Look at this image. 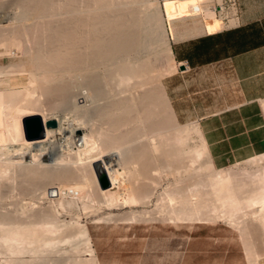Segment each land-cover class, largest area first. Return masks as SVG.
Instances as JSON below:
<instances>
[{"label":"rangeland","instance_id":"374dc122","mask_svg":"<svg viewBox=\"0 0 264 264\" xmlns=\"http://www.w3.org/2000/svg\"><path fill=\"white\" fill-rule=\"evenodd\" d=\"M33 1L34 0H0V27L2 26L5 28H11L15 26L14 24L18 16L17 13H19L20 4ZM44 1L49 2L51 5L54 4V6H52L53 10L50 8L53 12L49 11L50 14L48 12L49 15L47 14V18H35V22L34 20L28 18V20L25 19L19 23L16 22V24H32V28L29 31V38L31 37V33H34V35L35 33L36 35L38 33L39 35V32H41L42 30L44 32V29L47 26L55 27L56 25L59 27L61 25L60 28H69L71 29V31L76 28L78 34H76L75 31L73 36L76 34L78 37L76 35L74 37H77V39H79L81 37L80 35L82 31L80 28L81 26L78 23L80 19L87 16L90 17L91 15V18H95V15L99 17L100 14L104 16L105 14H107V16L109 15L108 18H112L124 13L128 15L130 11H134L139 8V10L144 9L141 11L145 14H151V16H154L156 19L161 21L159 22L163 29V35H166V39L163 40L164 42L169 44L170 52L172 45L171 43L174 41H177L179 39L192 38L203 33H212L234 26L237 24L241 17L247 18L254 15L264 14V0H136V2L135 0ZM105 2L107 3V8L97 9L100 4H103ZM122 2L124 3L122 4ZM57 8L59 10V14L57 12ZM80 10L85 13L84 15H87L83 17V14L80 13ZM89 11H91L92 13L90 14ZM54 12L57 13V15ZM129 15H131V13ZM50 17H53V19L51 18V20ZM75 17L76 23L74 22ZM70 21L72 22V24L73 22L75 24L71 25ZM46 22L47 25L45 24ZM49 22L51 23V25H49ZM42 27H44V29ZM34 29H36V31ZM37 30L40 31L37 32ZM31 35L32 37L30 38V40H27L29 38H26L28 42L36 44L38 41H41L40 36H42V32L39 36L37 35L38 37H40L39 40L37 39L38 41H35L37 36L33 37V34ZM34 38L35 40H33ZM10 42L11 41L9 40V43ZM41 42L42 43H38L44 44V40ZM7 43H5V45ZM67 44L70 45L69 43ZM162 44L163 42L157 45L158 49ZM163 45L160 48H165V45ZM10 46L11 47L6 46L7 49L11 48L10 51H12L13 53L17 52L15 50V46L13 47L11 43ZM4 47L5 46H3V49ZM3 49L2 47L0 48V53L7 52H3ZM162 50L165 51L166 48ZM162 50L159 49L158 52H160V54L164 57L166 64L161 58H158L159 60L157 59L155 62L153 58H151L152 55H150L151 57L148 55V58H146L149 62L140 61L141 63L143 62L141 65V63L138 62L139 60H130L128 61V67L130 72L134 69L133 74H137L135 72H137V70H140L141 68L147 69L146 67H150V69L151 67L152 69L154 68L151 74L155 75V77L158 73H160L158 75H161V77L155 80L157 81L160 79L161 81V86L163 87L162 90H164V94L170 105L169 112L174 119L173 126H171L170 124V128L167 127L168 130L161 128V131L163 130L162 132L156 131L153 134L154 130L147 127L146 125L143 126L142 124H127L126 126H120V129L116 128L120 131H116L115 129L112 130V127H110L105 122L103 123V119L99 117L96 118L94 116L91 118L93 114L89 109L87 110L89 112L85 110H83V112L81 110H79L80 112L78 110L74 112L75 110H72L69 107L65 106V108L63 105L61 106L58 98L54 96V98L56 97V99H54L52 94H49L50 97L45 93L44 95H38L40 96L39 101L42 102V97H45L44 103L46 102L45 100H47V95L50 102L46 103H50L49 105H51L49 107L48 104L44 105V103L41 102V107L44 106L45 108L44 109L42 107L44 113L43 116L45 117L42 119V123L45 125L50 124L52 126L53 124H56L54 122L59 120L58 122L59 124H61H56V128L50 130L48 138L45 140L48 146V159H44L42 161L45 163L47 160L43 167L50 170L56 168L58 169V167L60 166L58 169V171H60L64 168L65 164L67 165L65 169L72 171V175L74 178L70 176L71 178L63 179L62 177L59 178L54 175L51 180L47 181L48 177L46 176V181L44 183L40 184L39 182H37L39 183V185H41V187H39L38 185L35 186L34 184L36 181L34 182L33 178L29 179L30 175H28L26 172H22L23 168H25V165L27 167L28 164L35 161V158L33 156L34 154L27 150L20 152L19 147H22V140L20 139V141L17 140L16 145L12 147V145H10L11 141L8 142L7 140L8 137L6 135V129L3 130L0 128V235H2L0 237H13L14 244V249H8L5 244L0 241L2 243L0 244V264H4V261L17 259L24 260V263L22 264H70L73 262H70L71 258L72 260L73 258H78V255L73 252L75 250V245H73L72 243L70 245L62 244L60 246V250L64 252H55V250L53 251L50 248L46 247L45 237H48L50 235L53 238L57 239L58 237V239H62L61 237H68V234H71L70 237H74L73 233L77 232L80 229L86 231L91 245L95 250V256L97 257V260L100 264H131L132 261H135V258H125L127 254H129L130 256H147L146 264H225L222 262L223 258L221 257L225 251L222 248L214 246L216 243L225 242L226 240L230 242H232L233 240L235 241V238H239L241 242V250L237 243H235L236 252H229L227 264H251L248 260V254L246 253L248 243L255 244V250L260 251V253L264 252V205H257L256 207L253 206L254 208L252 207V210L254 209V211L252 212L256 211L253 216H250L251 213L249 211H245L247 210V208H243V210L240 209L241 211L239 210L236 205L237 202L234 201V197L236 195L231 197V202H233L234 204L233 206L230 205L227 208V206L220 205L221 209L226 208L227 211L232 212V214H234V211L238 213L241 212L240 214L244 212L249 213L243 219L245 223L249 225V228L250 226L253 227L250 228V234H248V236H250L251 238L243 237L240 233V230H238L237 227L233 225V223H226L222 219L210 221L211 223L202 222L208 224H172L171 222L165 220L166 217L162 216L163 214H160L156 210H154V203L158 199V196L160 198V194L161 199H163L162 197H164V199L167 201L171 200V204L173 206L174 201L171 198H174L173 196H175L176 193L175 192L173 193L174 195H172L171 193L174 192L173 190H176L177 192L178 190H182L184 192L186 191L185 189H187L189 191L191 188L189 186H192L194 182L196 184V187L200 185H197V183H201L203 185L201 193L203 192L204 197L206 196L205 193L212 192V194L216 198H219L216 200H220V202L216 203L220 204L222 202V205L223 203L227 204L223 201L230 199V196H232L233 194L230 192H234V189L228 186L226 188H223L228 192L224 191L222 188H220L222 191L216 190V188L218 189L220 187L219 185L222 183L223 175H230L234 178L235 181L238 182L244 180V176L246 175H244V172L247 173L251 170L253 171L256 169L264 168V159H261V161L255 165H251L249 163L250 161L248 160L254 156L239 163H229L223 168L213 166L210 155L201 135L198 117L202 114L203 111L207 110L204 108H207L208 106L224 107L227 104L234 102L236 99L232 97V84L231 82H228V77L225 73V69L222 67H207L200 70L196 74H194L193 72H179L177 69L178 64L174 62L172 52L168 53V50L162 52ZM18 51H20V49H18ZM133 66L137 70L133 68ZM109 67H107V65L105 66L104 64L100 65V67H97L96 69V73L98 72L96 75L99 74L98 76L100 78H98L101 80V84H107L109 82L111 83L112 81L113 75L111 76ZM27 68H25V70ZM141 70L143 71L144 69ZM27 72L28 71H26L25 74L11 77L0 76V89L10 87H25L31 81L29 75H27ZM77 73H75V77H73V75L71 74H66L63 76H67L68 78L66 77V79H72V81H70L71 84L73 82L75 83L73 84L74 90L72 91V93H75V95H77L78 97L75 96L74 98L76 99L74 100H76L77 103L79 102L78 104L80 105L84 103H87V105H91V102L88 101V98L84 99V96H87V94L89 95V89L85 85L80 86L81 79L79 77L81 76H78ZM161 73L164 74L165 77ZM130 80L128 81V85L130 83V85H132V82H134L135 78H131ZM154 81L153 83L156 82ZM159 83L160 82H158V85H160ZM131 87L132 86H130V88ZM130 88L128 87V90ZM86 99L87 102H85ZM99 103L103 105L104 102L99 101ZM259 103L264 124V99L260 100ZM86 112L88 114L90 113V117L86 115ZM79 113L86 117L84 125H87V133H89L88 131H90L93 140H95L96 142L92 141L94 143L92 146V150L87 154L89 156H85L86 158L83 157L77 162L76 159H79V157L75 154L72 148L64 144L65 136L59 130H61L60 127H67L68 125L73 124V122L76 124V122L74 121V118L76 116L75 114L78 115ZM111 114L118 115L120 113L119 111H112ZM87 117L89 119V123ZM135 127H137L139 131ZM149 129H151L152 132H150L151 130L149 131ZM133 130L135 132H139L137 133L138 136ZM132 131L134 132V135L132 134ZM2 134L6 136V140L3 138L4 136ZM105 134H107L108 136ZM112 135L115 136L112 137L113 139L116 138V136H123L124 139L122 141L117 140L115 142H110L108 140L112 139H110ZM150 140L152 141V143L150 142ZM104 141L106 143H103ZM103 146L106 147L104 148ZM93 149L96 150L93 151ZM98 149L100 153L99 151H97ZM7 150L9 153L7 152ZM173 150H176V152ZM155 152L157 153L155 154ZM169 152L173 156H171ZM149 154L151 155V157ZM169 154L170 156H168ZM3 155L5 156V158ZM75 155L77 158L75 157ZM258 155L259 158H264V152ZM19 156L22 159H20ZM13 157L16 158L14 159ZM153 157L154 159H152ZM72 158L73 160H70ZM114 158L116 159V161H114ZM63 159L66 162L63 161ZM19 163L20 166L22 164V166L24 167H19ZM61 163L62 167L60 165ZM48 166L50 167V169L48 168ZM105 166L106 168H104ZM25 176L29 177L23 179ZM102 176L107 179L109 183L108 188H99L97 178H100ZM214 176L216 177L215 179ZM209 179L214 180V182L216 179H218L221 183L216 180V182L219 183L217 184L215 182V184H213L214 182L212 180L210 181ZM195 180H198L199 182H196ZM207 180H209L208 182L213 183L208 184ZM19 181L21 184L19 183ZM212 184L213 186L218 185V187L214 186V188L212 187ZM210 185L212 188L210 187ZM228 185L232 186V184L230 183H228ZM23 186H25L26 190H23L21 188ZM192 187L196 190L201 188V186H198V188H196L194 185ZM231 188L233 191H231ZM123 189H125L126 192L125 190L123 191ZM145 189L147 190V192H154L150 202L147 203V201L144 202L133 200L136 195L141 194V192L143 190L145 191ZM188 191L186 192L188 193ZM169 193L172 196H170ZM177 194L180 197V194ZM137 210L145 212L146 217L138 221L104 220V218H106L110 214L122 215L129 213L130 211ZM8 218L14 219L16 222L14 220L13 222ZM47 218L50 219L48 220ZM193 226H195L193 229L194 232L190 237H178L181 246L178 248L179 254L178 256H176L174 254L170 232L174 234L181 233L183 235L186 233L189 234ZM256 227H258L257 229H259V232L253 231V233L251 229H256ZM209 228H213L215 231H211ZM223 229H225V233L227 235L226 237L224 236L222 237V239H220L219 237L221 236H217L216 231H223ZM198 238L209 240L212 243V247H210L209 250H206V252H195L187 250L186 246L188 241L190 239L194 240ZM230 238H232V240ZM223 239L224 241H222ZM250 240L251 242H249ZM245 242H247V244ZM2 245H4L5 247ZM97 245H100V247L103 249L99 251V253L96 252ZM82 246L83 244L81 245V247ZM101 253H105L107 254V256L109 254L118 256V259H110V257L108 256V258L106 259H110L109 263H105L103 262L104 260L100 258L99 254ZM201 253H207V257L202 258ZM257 262L258 260L252 264H258Z\"/></svg>","mask_w":264,"mask_h":264},{"label":"bare ground","instance_id":"6f19581e","mask_svg":"<svg viewBox=\"0 0 264 264\" xmlns=\"http://www.w3.org/2000/svg\"><path fill=\"white\" fill-rule=\"evenodd\" d=\"M135 2H136V0H135ZM123 3L124 2H122V4ZM52 6H54V4L51 5L49 2H46L44 0L43 1L42 0H39V1L34 0L33 2L21 3L19 6V13H17L18 16H17L16 20H18V21L15 20V24H14L15 26H13L11 28H5L2 26L0 27V43H1L0 48L2 47V49H3V46L11 47L10 46V43H11V45H13V47L15 46V48H16L15 50L17 51L15 53H13L12 51H10L11 48H8L9 49L8 50L6 47V49H7L6 50L4 47V49L2 51L3 52L7 51V52L6 53H0L1 54L0 55V76H3V77L17 76V75L25 74V72L28 71L27 75H29V77L31 79L30 82L28 81L29 83L26 82V83H28V85H26L25 87H22V88L10 87V88L0 89V128L3 130L6 129V131H7L6 135L8 137L7 140H8V142L11 141L10 145H12V147H14L16 145L17 140L20 139V140H22L21 141L22 147L21 146H20L21 148L19 147L20 152L27 150V151H30L31 153L34 154L33 156L35 158V161L30 163V164L27 163L28 164L27 167L24 163L25 168H23V171L21 170L22 168L20 170L23 173L26 172L31 177L30 178L29 176H25L23 179H25L26 177L27 178L29 177V179L33 178L34 179L33 181L34 182L36 181L34 185L35 186L38 185L39 187H41V185H39V183L42 184L46 181V176L48 177L47 181L51 180V178L54 175H56V177H59V178L62 177L63 179L64 178H67V179L71 178L70 176L73 177V175H72L73 172L68 170V169H65L67 167V165H65V164H64V168L61 169L60 171H58V169L60 167L59 165H58L59 166L58 169L57 168L56 169H50V167L48 166V168L50 169V170H48V169H45V167H43V165L47 162V160L45 163L42 161L44 159H48V146H47L45 140L48 138L50 130L56 128L55 125L59 124V122H58L59 120L58 121L55 120L56 122H54V123H56V124L52 123L53 124L52 126L50 124L45 125L42 123V119L45 118L43 116L44 113L42 110V107L44 108V106L41 107L42 101H39V97H40V96H38L39 94H43V95H44V93L47 95L52 94L53 98H54V96H56L58 98L59 102L61 103V106L63 105L64 107L65 106L69 107L70 109L75 110L74 112H76L77 110L78 111L81 110L83 112V110L87 111L89 109V110H91V113L93 114V115L91 114L92 115L91 118L94 116L96 118L99 117V118L103 119V123L105 122L110 127H112V130L115 129L116 131L119 130L120 129L119 127L123 126V125L126 126L127 124L128 125L129 124H132V125L133 124H142L143 126L146 125L147 127L154 130L153 131V134H154L156 131L162 132L163 130L161 131V128L167 129V127H169L170 124H171V126H173V121H174L173 117L171 116V114L169 112V108H170L169 106L170 105H169L167 98L164 94L165 93L164 90H162L163 87L161 86V81H160V79L157 80L158 82H160L159 83L160 85H158V82L155 80V79H158L159 77H161V75H158L160 73L157 74V76H156L157 78H156L155 75L151 74L153 72L154 68L153 69H152V67H151V69H150V67H146L147 69L141 68V69H144L142 71L141 69L137 70L133 66V68H135L137 70V72H135L137 74H133L134 69H133V71H131L132 72L131 73L129 70V67H128L129 66L128 61H130V60H135V61L139 60L138 62H140V61L149 62L147 60L148 55L149 56L152 55V57L151 56L150 57L153 58V60L155 62L158 58H161L164 61V63L166 62L164 57L160 54V52H158L159 49L162 50L165 48H166V50H168V53L170 52L169 44L164 42V40H163V39H166V37H165L166 35H163L164 33H163L162 26L160 24V22H161L160 20L156 19L154 16H151V14L150 15L145 14L144 12L141 11L144 9H141V8H140L141 10H139V8L138 9L135 8L137 10L130 11L131 15H129L130 13L129 14L127 13L128 15H126L124 13L125 15L122 14L119 16H114L112 18H108L109 15L107 16V14H105V16H107V17H105L104 15H101V14L99 15V17H97L95 15V18H91L92 15L90 17H88V16L84 17L87 14L84 15L85 13H83L80 10L81 11L80 13L83 14L84 18L81 17L82 19H80L78 21V23L81 26L80 28L82 30L81 35L79 34L81 36L79 39H77L78 36L76 34H78V32L76 31L75 27H74L75 29L72 28L73 30L71 31V29H69V28L68 29H64L65 27L60 28L61 25L59 27L55 25V27H57V28L47 26L48 28L46 27L47 29L46 28L44 29L45 26L42 27L44 29V32H43V30L41 31L42 36H43V38H42V36H40L41 39H40V37H38L41 34V32H39L40 30L39 31L37 30V32L40 33L39 35L37 33L38 36L36 35V33H35V35H34V33H31V34H33V37H36V36L38 37V38L36 37V40H35V38L33 40H35V41H38L39 39L41 41L44 40V44H40V43H42L41 41H38L40 43L37 42L36 44H32L31 42H28L27 40H30V38L32 37L31 34H30L31 37L30 38L28 37L29 31L32 28L31 27L32 24L30 25L28 23H25V24L24 23L18 24V23L21 22L22 20H25V19L28 20V18L34 20L35 18L46 17L49 11L53 12ZM17 7H18V5H17ZM57 7H58V5H57ZM98 8L99 9L107 8V3L105 2L103 4H100V6L97 7V9ZM58 11L59 10L57 8V12ZM89 12H90V14L92 13L91 11H89ZM89 12H88V15H89ZM108 12H109V10H108ZM71 13H72V11H71ZM49 14H50V12H49ZM55 14L57 15V13H55ZM58 14H59V12H58ZM115 14H117V13H115ZM51 18L53 19V17H50V19ZM56 18H57V16H56ZM75 20H76V17L74 19V22H75ZM16 22H18V23L16 24ZM34 22H35V20H34ZM47 22L45 23L46 25H47ZM74 22L72 24V22L70 21V24L74 25L76 23V22L75 23ZM26 24H28V25H26ZM49 25H51V23ZM41 26H42V24H41ZM63 26H64V24H63ZM38 27H39V25H38ZM34 30L36 31V29H34ZM32 32H34V31H32ZM74 32L76 33L75 34L77 36L76 38L74 37L75 35L73 36ZM26 38H29V39L26 40ZM22 39H23V41H22ZM9 40L11 41L10 43H9ZM18 40L19 41L21 40L20 41L21 43ZM7 41H8V43H7ZM45 41H46V44H45ZM66 41H68V42H66ZM71 41L72 42L74 41V42L72 43ZM162 42H163V44L165 43L164 44L165 48H160V47H162V45H163L162 44V45H160V47L158 49L157 45H159V43L161 44ZM5 43H7V44L5 45ZM67 43H69L70 45H68ZM8 44H9V46H8ZM18 49H20V51H18ZM165 51L162 50V52H165ZM167 57H168V55H167ZM149 60H150V58H149ZM142 63H141V65H142ZM104 64H105V66L107 65V67L110 66L109 67L110 69L109 68H107V69H109L111 76L113 75L111 83L109 82L107 84H101L102 82L99 79L100 78L98 76L99 74L96 75L98 73V72L96 73L97 67H100V65H104ZM24 67L25 68L28 67V68L25 70ZM168 67H167V69H168ZM184 69H186V68L184 67ZM138 71H139V73H138ZM75 73H77L78 76H81V77H79L81 79L80 86L85 85L89 89L88 90L89 95L87 94V96H84V99L88 98V101L91 102L90 103L91 105H87V103L80 105V104H78L79 102L77 103L76 100H74V99H76L74 97L77 96V95H75V93H72V91L74 90L73 84H75V83L73 82L71 84L70 81H72V79L71 80H70V78L66 79L67 76L65 77L63 75L71 74V75H73V77H75V75H76ZM155 74H156V72H155ZM162 75L164 76V74H162ZM131 78H135V80H134V82H132L133 83L132 85H130L131 83L129 84L130 86H132L130 88V86L128 85V81ZM153 81L155 83H153ZM128 87L130 88L129 90H128ZM77 88H78V86H77ZM131 89H133V90H131ZM125 92H128V93H125ZM47 95H46L47 100H45V101L50 102V100H48L50 95H49V97ZM56 97L54 99H56ZM44 98L42 97V100H43L42 103H44ZM82 98H83V96H82ZM99 101H103L104 102L103 105L100 104ZM46 102L44 103V105L48 104ZM51 102H52V100H51ZM82 102H84V101H82ZM82 102H80V103H82ZM85 102H87V99L85 100ZM50 106L51 105H49V107ZM57 106H59V105H57ZM112 111H119L120 114H118V115L114 114L113 115V114H111ZM87 112H89V111H87ZM79 114L78 115L75 114L76 116L74 118L75 119L74 121L76 122V124L73 122V124L69 123L70 125H68L67 127H60L59 126L61 129L59 131L61 133H63V135L65 136V139L63 138L64 144H66V146H69L70 148H72L74 150L75 154L79 157V159H76L77 162L81 158H83L85 156L86 157L89 156L87 154L93 148L92 146H93L94 142H92V141H95V140H93V137H92V134H90V131H88L89 133H87V130H86L87 125H84L86 117H84L82 114H80V115ZM84 114H85V112H84ZM89 114L87 113L86 115H88L90 117ZM32 115H38L40 117L42 127H43V133H42V137L39 138L38 140L27 141L23 137L21 121L24 117L32 116ZM87 119H88V117H87ZM88 123H89V119H88ZM59 125H61V124H59ZM116 128H119V129H116ZM135 128H137V127H135ZM151 129H149V131ZM137 130H138V128H137ZM152 130L150 132H152ZM133 131H132V134L134 135L135 131L134 132ZM138 131L135 132L136 135H137V133H139ZM168 132H170V131H168ZM111 134H113V133H111ZM105 135H107V134H105ZM113 135H115V134H113ZM113 135L110 137V139L112 137H115ZM3 136L2 137L5 139L6 136L5 135H3ZM93 136H95V135H93ZM95 139H96V137H95ZM123 139H124L123 136L122 137L116 136V138H114V139L112 138L111 140H108V141L115 142L117 140L122 141ZM153 140H154V138H153ZM44 141H45V143H44ZM150 142L152 143L151 140H150ZM103 143H106V142L104 141ZM101 145H104V144H101ZM98 146H99V144H98ZM95 150L96 149H93V151H95ZM97 151H99V149ZM149 151H150V149H149ZM173 151L176 152V150H173ZM7 152H8V150H7ZM99 153H100V151H99ZM156 153L157 152H155V154ZM5 154H6V152H5ZM28 154H30V153H28ZM170 154L168 156H170ZM76 155H75V157H76ZM171 156H173V155L171 154ZM150 157H151V155H150ZM263 157H264V155H263ZM4 158H5V156H4ZM19 158L22 159L20 156H19ZM152 159H154V157ZM155 159H156V157H155ZM261 159L263 160L264 158H259V155H258V156H254V157L250 158L248 161H250L249 163L251 165H255L258 162H260ZM70 160H73V158ZM63 161H65V160L63 159ZM82 161H81V163H82ZM114 161H116V159ZM125 164H123V165H125ZM60 165L62 167V163ZM21 166H22V164H21ZM21 166L19 163V167H21ZM106 166L104 168H106ZM22 167H24V166H22ZM40 167H42V168H40ZM84 169H83V171H84ZM74 171H75V169H74ZM100 173H101V171H100ZM244 175H245L244 180L243 181L241 180L238 182L235 181L234 178L230 175H223L222 183L218 179H216L217 181H219L221 183L219 185L220 187L218 189L216 188V190H221L220 188L223 189V188H226L228 186L232 187L234 189V192H230V193H233L232 196H230V199L226 198L228 200L223 201V202H226L227 204L223 203V205H222V202L220 204L216 203V202H220V200L217 201L216 199H219V198L218 197L216 198L212 194V192L205 193L206 196L204 197L203 192L201 193V189H202L203 185L201 183H197V185L200 184L198 186H201V188L198 189L199 190L198 191L192 187L193 185L196 187V184L193 181L194 184L192 182L193 185L189 186V187H191L190 190L188 191L187 189H185L186 191H188V193L186 191L183 192L182 190L181 191L178 190V192L176 190H173L174 192H172V193L170 191V193L172 195H174L173 193L176 192L175 196H173L174 198H171L174 201L173 206L171 204V200L167 201L164 199V197H162L163 199H161V194H160V198L158 196L157 197L158 199L154 203V206H155L154 210H156L160 214H163L162 216L166 217V218L165 217H163V218H165V220H167L171 223H199V222L202 223V222H210V221H216V220L222 219L226 223L227 222L233 223V225H235L237 227V229L240 230V233L243 237H250V236H248V234H250L249 233L250 228H253V227L250 226V228H249V225H247V223H245V221L243 219L249 213L244 212V213L240 214L241 212L238 213V212L234 211V214H232V212H228L226 208H224V207H223L224 209L220 208V205L221 206H227V208L230 205L233 206L234 204H233V202H231V199H232L231 197H233L235 195L236 196L234 197V201L237 202L236 205L239 208V210L240 209L243 210V208H247V210H245V211L246 212L249 211L251 213L250 216L251 215L253 216V214H255V212H256V211L252 212V211H254V209L252 210L253 206L256 207L257 205H260V206L264 205V168L256 169L253 171L251 170L247 173L244 172ZM215 178L216 177L214 176V179ZM209 180H207L208 184L210 183V182H208ZM216 180H215V182H216ZM212 181L214 182V180H212ZM37 182H39V183H37ZM196 182H199V181L197 180ZM213 182H211V183H213ZM215 182L213 184H215ZM219 182H216V183L218 184ZM19 183H20V181H19ZM228 183L232 184V186L228 185ZM129 184H131V183H129ZM213 184H212V187H214V186L218 187V185L213 186ZM198 186L196 188H198ZM23 187H21V188L24 190L25 186H23ZM210 187H211V185H210ZM128 188H130V187H128ZM232 188H231V191H233ZM124 190L125 189H123V191ZM228 190H229V188H228ZM224 191H226V190H224ZM125 192H126V190H125ZM180 192L184 193V194H181ZM185 192H186V194H185ZM226 192H228V191H226ZM153 193L154 192H152V191L147 192V190L145 189V191L143 190L141 192V194L136 195V197L133 198V200L144 201V202L147 201V203H148L151 201V197L153 196ZM170 193H169V195H170ZM177 193L180 194V197L178 196ZM172 195H170V196H172ZM125 196H127V195H125ZM250 208H251V211H250ZM145 217H146L145 212L137 210V211H130L129 213L122 214V215L110 214L106 218H104V220L138 221V220L144 219ZM8 219H10L12 221L14 220L11 218H8ZM3 221H4V219H3ZM12 221H11V223H12ZM5 222H7V221H5ZM248 228H249V231H248ZM257 228L258 227H256V229L255 228L251 229L252 232L253 231L259 232L258 231L259 229H257ZM73 234H74V237H70L71 234H68V237L67 236L61 237L62 239H58V237L56 239V238H53L49 235L48 237H45L46 238L45 245H46V247L50 248L51 250H53V251L55 250V252L63 253L64 251L60 250V248H61L60 246L62 244L63 245H65V244L70 245L72 243L73 245H75V250L73 252L78 255V258H73V260L71 258L70 262H72V261L73 262L70 264H100L98 262L96 256H95V254H94V249L91 245L90 239L87 236L86 231L80 229ZM257 234H259V233H257ZM0 236H2V235H0ZM4 237H0V241L2 243H4L8 249H14L13 237H6V238H4ZM259 237H260V235H259ZM252 240H253V238H252ZM1 242H0V244H2ZM249 242H251V240ZM245 243L247 244V242H245ZM82 244H83V246L81 247ZM2 246H4V245H2ZM4 247H1V248H4ZM246 250H247L246 253L248 254V260L251 264L255 263L257 260H258V262H257L258 264H264V252L263 253L261 252L262 253L261 254L260 251L255 250V244L248 243ZM3 261H1V262H3ZM22 263H24V260H21V259L20 260L17 259V260L4 261V264H22Z\"/></svg>","mask_w":264,"mask_h":264},{"label":"crops","instance_id":"0c3cea01","mask_svg":"<svg viewBox=\"0 0 264 264\" xmlns=\"http://www.w3.org/2000/svg\"><path fill=\"white\" fill-rule=\"evenodd\" d=\"M171 44L174 62L186 67V70L181 72L196 74L207 67H222L225 69L228 82L232 84V97L236 99L234 102L224 107L208 106L198 117L201 135L213 166L223 168L229 163H239L264 152V124L259 103L264 99V14L241 17L234 26L192 38L179 39ZM194 227L189 234L170 232L176 256L181 246L178 237H190ZM209 229L215 231L213 228ZM216 234L221 236L220 239L227 235L225 229L216 231ZM232 242L226 240L214 246L225 251L221 256L225 264L228 263L229 252H236L235 243L241 250L239 238ZM210 247L212 243L209 240L198 238L190 239L186 249L206 252ZM101 250L103 249L100 245H97L96 252L99 253ZM201 254L202 258L207 257V253ZM99 255L105 263H109L111 258L118 257L109 254L110 259L107 260V254ZM132 257L135 261L131 264L147 262L145 255L141 257L127 254L125 258Z\"/></svg>","mask_w":264,"mask_h":264},{"label":"water","instance_id":"95a60500","mask_svg":"<svg viewBox=\"0 0 264 264\" xmlns=\"http://www.w3.org/2000/svg\"><path fill=\"white\" fill-rule=\"evenodd\" d=\"M177 69L178 71H183L184 66L180 64L178 65ZM21 126L25 140L33 141L42 137L43 127L41 119L38 115L24 117L21 121ZM97 183L100 189H105L109 186V183L104 176L97 178Z\"/></svg>","mask_w":264,"mask_h":264}]
</instances>
